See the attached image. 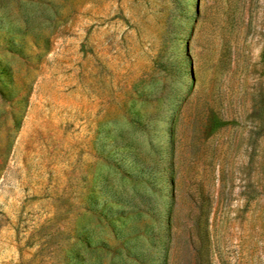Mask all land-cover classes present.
I'll return each instance as SVG.
<instances>
[{"label": "rangeland", "instance_id": "374dc122", "mask_svg": "<svg viewBox=\"0 0 264 264\" xmlns=\"http://www.w3.org/2000/svg\"><path fill=\"white\" fill-rule=\"evenodd\" d=\"M0 264H264V0H0Z\"/></svg>", "mask_w": 264, "mask_h": 264}]
</instances>
